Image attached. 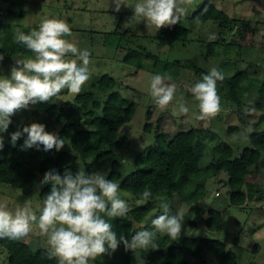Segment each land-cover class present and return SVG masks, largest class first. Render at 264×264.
I'll return each mask as SVG.
<instances>
[{"label":"rangeland","instance_id":"rangeland-1","mask_svg":"<svg viewBox=\"0 0 264 264\" xmlns=\"http://www.w3.org/2000/svg\"><path fill=\"white\" fill-rule=\"evenodd\" d=\"M205 2L212 3L224 10L233 20L221 26L218 21L194 18V13ZM132 15L133 9L130 7H122L119 12H116L115 5L111 3V0H26L23 5L0 2V22L14 26L15 31L17 28L21 30V26L36 27L45 18L55 17L65 23L70 36L64 39L77 49H87L90 53L91 75L80 93L92 90L97 99L104 101L110 92L119 91L129 101L136 103L137 112L134 118L126 123L119 133L123 145L116 151V159L123 164V177L137 169L138 155L147 147L154 145L160 134H163L167 140L190 128L210 129L211 132L217 134V138H212L209 133L211 139H206L201 159L202 165H206L213 159V148L217 142L225 141L233 148H241V150L251 147L252 144L248 140L249 130L245 129L244 132L232 134L229 129L230 125H237L239 122L236 105L227 94L217 91L220 98L219 111L208 119L198 120L196 119L199 111L196 107L198 102L193 100L189 88L201 80L203 75L213 67L220 70L223 76H229L235 73L237 68L242 70L247 65H253L250 68L251 74L261 79L264 78V0H192L190 9L184 16V24L190 30L189 39L185 42H176L174 45H169L158 39L156 30L154 28L148 30L143 21L137 24L133 23L129 28H125V23ZM115 30H118L121 36L123 35L124 46H116L118 35L111 37V40H114L109 42L110 37L108 39L107 33ZM212 33L215 34L214 40L209 39ZM129 49H137L145 54L152 53L159 58V61L157 58L145 57L143 68L128 64L124 61V57ZM14 58L32 57L19 54L12 57L4 55V60L0 62V75L10 74L15 64ZM67 59L73 58L68 57ZM189 60L201 67L202 71L197 72L191 68ZM105 74L115 80L114 87L101 88L99 82ZM154 74L170 77L171 79L166 82L174 84L176 87L173 101L165 108H160L149 92V82ZM260 84L257 82L256 85H252V89L255 91L251 88L244 91L242 94L244 99L249 98L251 102L255 103L257 87ZM254 93L255 95H253ZM77 95L62 93L51 103L61 104L65 101H73ZM180 99H183L190 107L189 113L182 114L175 111L177 101ZM250 104L247 107H249L251 118L257 120L261 111L251 107ZM45 108L46 105H30L27 109L14 114L8 131L3 134L4 142L11 143L10 134L18 128L22 130L25 126H42L48 135L56 131L60 124L48 116ZM95 112L99 114L100 110L96 109ZM85 119L87 116L82 110L74 116L75 122L79 123L81 127L87 128ZM262 128H264V124ZM69 141L70 139L65 138V146L73 155V164L84 171L93 158L86 159L79 156L71 149ZM98 171L108 177L111 163H105ZM115 183L120 185L121 180ZM38 185L39 183L34 185L30 194H24L19 188L0 183V201L7 202L13 209L23 207L25 202H29L35 210L37 206H42L43 202L39 198ZM218 188L221 190L219 195H216L217 191L213 187L209 196L205 195L204 199L195 204L200 205L201 208L199 217L195 216V205L183 202L178 196L173 198L156 197L150 189L149 191L152 193L150 198L156 201L157 208L146 216L140 225L149 229L152 227L151 220L163 214L160 207V203L163 201L168 203L172 213L177 210L183 211L185 221L181 234L205 236L225 242L227 235H223V230L228 231L229 236L232 237L234 233L238 232V219L243 221L246 217L239 208L230 206L223 210L221 230L210 232L206 229L205 221L208 209L212 206L224 207L226 200L229 199L228 193L221 187ZM118 194L127 201L129 209L146 202L143 199L138 200L124 191L121 185ZM22 241L28 243L33 249L44 248L47 250L46 238L40 236L38 230L30 233ZM258 241L257 236L253 235L251 238L244 239L243 247L239 246L238 249V264H262L264 262V240L261 253L257 254L252 249V245ZM111 254H102L90 264L118 263L121 258ZM204 255L209 260V264H220L219 258L214 252L205 250ZM0 264H9V253L2 245H0Z\"/></svg>","mask_w":264,"mask_h":264},{"label":"trees","instance_id":"trees-1","mask_svg":"<svg viewBox=\"0 0 264 264\" xmlns=\"http://www.w3.org/2000/svg\"><path fill=\"white\" fill-rule=\"evenodd\" d=\"M0 2L23 5L26 0H0ZM193 17L218 21L221 26L233 20L228 13L209 2H205ZM38 26H21V30L27 33L34 28L38 29ZM15 32L14 26L0 22V53L8 57L19 54L34 58V53L15 41ZM120 34L118 30L107 33L108 39L110 37L109 42L114 40H111V37L118 35L116 46H124L123 35ZM189 34L190 30L184 24L183 17L176 25L161 28L156 37L169 45H174L176 42L187 41ZM145 57L157 58L159 61L156 55L145 54L137 49H129L124 61L143 68ZM189 63V66L197 72L202 71L201 67L191 60ZM251 67L253 65H247L242 70L237 68L235 73L224 76L222 81H217V91L227 94L236 105L239 124L230 125V131L232 134L244 132L245 129L250 132L248 140L252 146L245 147L240 155H237V149L229 143L217 142L213 148V159L206 165H202L201 159L206 139H211L209 133L212 138L217 134L210 129H208L209 132L202 128H190L177 133L170 140L160 134L154 145L147 147L138 155L137 169L123 177V164L116 159V151L123 145L119 133L123 126L134 118L137 105L119 91L110 92L104 101L97 99L94 91L91 90L78 94L73 101L47 104L45 110L48 116L60 124V127L50 135L70 139L71 149L75 153L82 158H93L84 170L86 173L97 172L105 163L110 162L111 171L107 178L113 182L121 180V188L138 200L142 199L143 191L151 189L156 197L178 196L183 202L195 205L206 195L207 180L225 172L228 176L230 205H242L247 199L243 190L246 176L250 167L260 160L264 151V128L261 129L264 124V78L252 75ZM257 82L261 84L257 87L256 102H251L249 98L244 99L243 92L248 88L252 89V85H256ZM99 85L102 89L112 88L115 86V80L105 74ZM249 104L261 111L257 120L251 118L249 107H247ZM96 109L100 110L99 114L95 112ZM81 110L87 116L85 119L87 128L81 127L74 120L76 113ZM25 139L26 137L22 136L15 146L4 142V147L0 150V183L12 185L21 189L24 194H30L34 185L40 184L44 176L53 169L58 170L61 175L68 169L73 173H77L79 169L83 171L73 164L72 152L66 146L60 151L44 155L42 151H24L22 146ZM50 189L51 185H48L39 191V198L42 201ZM155 208H157L156 201L149 198L145 203L130 209L124 218L105 216V219L113 225L118 235H125L130 239L137 230L145 228L140 223ZM194 208L195 216L199 217L200 205H195ZM221 220V210L210 207L205 221L206 229L210 232L219 231ZM156 243L159 245L158 248H151L146 252L137 250L136 253L131 250L126 251L121 243L114 252L109 250L108 253L121 258L116 264H141L137 256H142L145 264H194L196 262L209 264V260L204 255V251L209 250L218 256L220 264H238L237 254L227 248L221 239L180 234L175 241L166 236H158ZM0 245L9 253V264H57L56 259L49 258L46 249H33L22 240L9 242L6 239H0Z\"/></svg>","mask_w":264,"mask_h":264},{"label":"clouds","instance_id":"clouds-1","mask_svg":"<svg viewBox=\"0 0 264 264\" xmlns=\"http://www.w3.org/2000/svg\"><path fill=\"white\" fill-rule=\"evenodd\" d=\"M111 3L116 12L122 7L133 9L125 28L143 21L148 30L154 28L158 32L164 26L179 23L188 13L192 0H111ZM69 36L65 23L55 17L43 19L38 29L27 33L16 29L15 41L34 53V58H14L10 74L0 75V150L4 147L3 134L8 131L14 114L30 105H47L62 93L79 94L89 80L90 53L68 43L64 38ZM209 39L214 40L215 34H210ZM3 60L4 54L0 53V62ZM170 79L160 74L150 79V95L160 108L167 107L175 97V85L166 82ZM223 79L222 72L213 67L190 86L192 98L198 102L196 119H208L219 111L217 81ZM175 111L186 114L190 107L180 99ZM22 136L26 137L24 151H42L44 155L62 150L66 143L63 137L48 135L44 127L37 125L13 131L11 143L15 146ZM48 185L50 191L42 206L35 210L29 202L13 209L0 201V239L17 242L38 230L46 238L49 258L56 259L57 264H90L109 250L114 252L121 243L126 251L146 252L159 247L158 236L177 240L184 226L183 211L172 213L168 203L162 201L163 214L151 220L150 229L137 230L130 239L118 235L105 216L124 218L130 211L129 205L118 194L120 185L101 171L86 173L79 169L73 173L68 169L61 175L53 169L44 176L37 191ZM151 196L149 190L141 194L144 201ZM136 258L145 264L142 256Z\"/></svg>","mask_w":264,"mask_h":264},{"label":"crops","instance_id":"crops-1","mask_svg":"<svg viewBox=\"0 0 264 264\" xmlns=\"http://www.w3.org/2000/svg\"><path fill=\"white\" fill-rule=\"evenodd\" d=\"M244 149L245 148L242 150L241 148L237 149V155H240ZM216 186L221 187L226 193H228V176L225 172H221L220 174L207 180L206 195H210L213 187L217 191L216 195H219L221 190ZM243 190L247 197L244 204L230 205L229 197V199L226 200L224 207L222 206L221 208H218L213 206L221 210L222 217L223 210L229 208L230 206H236L245 214L246 218L243 219V221L238 219V232L234 233L232 237L229 236L228 231L223 230V235H227L224 243L227 248L232 249L237 254V259L239 258V246L242 248L244 239L251 238L252 235L257 236L259 239L257 243L252 245V249L257 254L261 253L260 250L262 241L264 240V151L262 152L260 160L250 167L249 173L245 179V186ZM261 228H263L262 231Z\"/></svg>","mask_w":264,"mask_h":264}]
</instances>
